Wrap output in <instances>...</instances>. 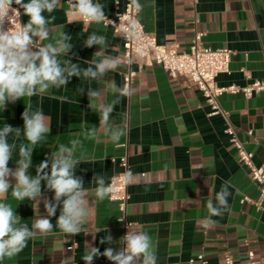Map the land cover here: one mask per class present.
<instances>
[{
	"label": "crops",
	"instance_id": "0c3cea01",
	"mask_svg": "<svg viewBox=\"0 0 264 264\" xmlns=\"http://www.w3.org/2000/svg\"><path fill=\"white\" fill-rule=\"evenodd\" d=\"M138 1L139 19L148 31L155 33L160 44H177L180 51L187 50L196 32L202 31L205 44L233 50L230 71L217 76L218 84L246 85L255 79L264 80V0ZM99 2L105 5L107 15L114 16L125 0ZM66 12L68 5L61 0L52 13L56 17L54 24L63 26L73 37V51L64 58L87 67L83 62L92 59L99 48L84 47L83 40L99 31L107 37L108 55L120 56L126 63L119 72L108 74L103 80L114 78L118 85H123V73L130 67L137 69L143 59L130 60L123 55V38L113 27L84 25L79 20L68 23L74 18ZM22 16L23 23H27L29 17ZM81 83L86 82L73 77L67 90L53 88L50 94L20 99L0 110V127L7 123L23 128L21 115L28 103L41 108L49 118L51 133L48 142L33 151L31 175L36 174V167L56 145H68L72 139L82 141L77 156L83 153L95 160L80 163L76 170L86 188L95 186L91 181L98 173L109 183L121 169L119 158L127 155L133 173L140 174L138 182L128 186L129 218L134 222L133 229L152 236L158 264H225L228 255L251 264L250 251L255 264H264V197L261 198L260 187L250 170L238 160L237 149L224 131V116L211 112L195 82L184 76H171L158 64L138 70L131 83L136 91L122 98L112 114L114 121L126 129L118 146L107 140L103 132L99 142L87 138L91 125L99 127V115L88 108L86 93L79 96L76 91ZM92 86L106 88L94 81ZM57 96H67L70 102L62 103ZM105 99L112 100L110 90H106ZM219 99L246 148L254 153L255 163L264 166V90L249 98L242 93H224ZM15 158L14 154L10 168L16 167ZM226 181L230 182L229 210L223 216L212 217L217 223L205 229L206 202L210 197L214 200ZM10 182L15 184L14 180ZM245 195L253 201L261 200V206L243 201ZM53 196V192L44 190L35 205L28 200L16 201L9 190L3 199L31 226L38 215L47 216L44 201ZM89 201L88 234L59 236L54 229L47 236L30 240L21 253L6 258L3 264H85L81 258L87 246L98 247L101 253L108 247L121 250L123 232L118 222V203L109 197L96 200L90 196ZM58 216L59 209L51 218L53 225ZM106 235L112 236V242L101 244L100 239ZM93 264L112 262L99 256Z\"/></svg>",
	"mask_w": 264,
	"mask_h": 264
},
{
	"label": "clouds",
	"instance_id": "9594fccd",
	"mask_svg": "<svg viewBox=\"0 0 264 264\" xmlns=\"http://www.w3.org/2000/svg\"><path fill=\"white\" fill-rule=\"evenodd\" d=\"M60 2L0 0V110L20 99L50 94L53 88L67 90L71 79L76 77L86 82L77 87L79 96L86 93L88 108L99 115V127L91 125L87 138L99 142L100 133L103 132L107 140L118 146L126 135V129L114 121L112 114L121 99L133 95L136 89L128 83L118 85L114 78L104 81L103 77L119 72L126 63L120 56L108 55L107 37L99 31H93L83 40L84 47L99 48L92 59L83 62L87 67L73 63L70 58L65 59L73 51L74 44L73 37L64 27L54 24L56 17L52 13ZM70 4L71 11L66 15L74 19L68 23L79 20L84 25H115L107 17L105 5L99 0H70ZM22 15L29 17L27 23H22ZM129 35L128 32L123 33L124 38ZM93 81L98 85L103 83L106 88H94ZM106 90L112 94L110 102L105 99ZM55 98L62 103L68 101L67 96ZM21 119L23 128H14L7 123L0 127V264L6 258L16 257L30 240L47 236L54 229L58 230L59 236L72 237L81 232L88 234L86 224L91 212L89 197L104 200L113 192L112 185L103 174L93 176L91 183L95 186L92 188H86L83 178L77 176L80 163L95 161L83 153L76 155L78 147L82 145L79 139L70 140L68 145H56L55 150L36 167V174L31 175L29 169L33 164V151L48 142L51 124L43 110L33 108L31 103L25 105ZM17 140L20 142L17 143ZM14 154L16 167L13 169L9 163L13 161ZM139 175L129 169L123 173L125 184L138 182ZM10 180H14L15 184ZM229 189L230 182L226 181L216 192L214 200L211 197L207 200L208 215L203 228L214 227L217 222L212 217L223 216L229 210ZM9 190L16 201L28 200L35 205H38L37 198L43 195L44 190L53 192L52 199L44 201L47 216L38 215L29 226V222L23 221L17 214L16 208L3 199ZM57 209L59 216L53 225L51 218L56 215ZM112 239L111 235H106L100 239V243H111ZM119 242L125 245L119 251L108 247L101 253L98 247L87 246L81 259L85 264H93L94 258L99 256L107 258L112 264H158L156 248L149 232L128 225L127 233Z\"/></svg>",
	"mask_w": 264,
	"mask_h": 264
},
{
	"label": "built area",
	"instance_id": "2783aa9c",
	"mask_svg": "<svg viewBox=\"0 0 264 264\" xmlns=\"http://www.w3.org/2000/svg\"><path fill=\"white\" fill-rule=\"evenodd\" d=\"M65 1L70 12V0ZM13 6L18 7L16 5ZM139 7L138 0H125L123 7L118 8L114 16L106 14L115 23V25L109 23L108 26L113 27L123 38V55L130 60L134 57L143 59V62L138 63L137 69L130 67L123 73V84L128 83L131 85L138 70L142 69L145 65L153 64L161 65L171 76H184L187 80L195 82L203 93L207 104L211 107V112L221 113L224 116L226 120L224 131L228 134L230 141L237 149L238 160L250 170L252 179L260 187L261 198L264 197V166L255 163L254 153L246 148L244 141L239 137L229 120L228 113L222 109L219 99L224 93H242L245 97L249 98L255 92L264 90V80L255 79L246 85L235 83L229 85L218 84L217 76L220 73L230 71V62L233 54L231 48H215L205 44L203 41L204 33L202 31L196 32L187 50L180 51L177 44H160L155 33L148 31L139 19ZM20 19L23 23V16ZM124 32L130 33V35L124 38ZM119 165L121 169L109 181V184L113 187V192L109 198L118 203L120 209L118 222L124 236L128 231V225L132 228L134 224L128 214L129 184H125L123 179V173L129 169L132 170L127 155L119 158ZM243 201L254 202L261 206V200L253 201L247 195L243 197ZM249 255L251 259L250 263H257L253 260V251H250ZM59 264H62V262H59ZM68 264H77V262L72 261ZM225 264L244 263L228 255Z\"/></svg>",
	"mask_w": 264,
	"mask_h": 264
}]
</instances>
